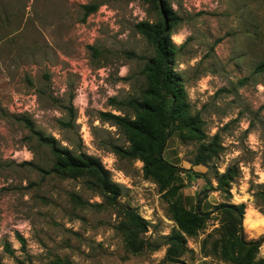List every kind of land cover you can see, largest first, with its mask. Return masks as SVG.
I'll list each match as a JSON object with an SVG mask.
<instances>
[{
	"label": "rangeland",
	"instance_id": "374dc122",
	"mask_svg": "<svg viewBox=\"0 0 264 264\" xmlns=\"http://www.w3.org/2000/svg\"><path fill=\"white\" fill-rule=\"evenodd\" d=\"M161 1L0 0V264H171L173 232L186 238V264H235L228 246L214 250L225 218L206 214L220 203L255 216L257 230L242 220L245 241L264 235V0ZM163 5L177 19L167 23L175 106L193 124L169 128L162 159L172 169L146 175L115 150L129 143L101 115L147 116L156 47L135 26L164 22ZM35 133L98 160L120 196L111 202L90 174L57 166ZM201 147L210 152L195 166ZM225 172L229 195L217 190ZM127 209L147 222L137 254L120 231ZM187 213L201 220L190 234L180 226ZM245 255L243 264H264V243Z\"/></svg>",
	"mask_w": 264,
	"mask_h": 264
},
{
	"label": "trees",
	"instance_id": "16d2710c",
	"mask_svg": "<svg viewBox=\"0 0 264 264\" xmlns=\"http://www.w3.org/2000/svg\"><path fill=\"white\" fill-rule=\"evenodd\" d=\"M161 2L163 3L164 1L162 0ZM161 13L164 22L158 24L140 22L135 26V29L152 40L156 47V56L150 62L148 75L150 80L157 85L158 92L155 93L156 98L145 101L141 105L147 116L141 119L129 120L111 113L101 115L104 121L111 122L121 128L129 143L128 151H122L118 148H115V150L133 159H140L145 165L144 171L146 175L150 174L154 165L163 169H172V166L162 159L167 140L172 132L169 128L176 122H179L182 128L189 129L193 124L191 120H187L184 117L185 104L181 103L175 106V102L181 99L182 91L178 84L179 77L172 71L176 46L171 41V26H168L167 23L169 21L173 24L177 19L173 16L172 11L164 5ZM258 68H264V65H260ZM35 135L40 142L49 146L52 153L58 158L57 166L90 174L95 179L98 188L111 202L116 201L120 196L119 187L111 182L109 174L103 169L98 160L85 154L72 155L67 150H60L53 138L43 137L36 133ZM209 152L210 149L207 147H201L194 165L198 166L205 162ZM231 182V175L225 172L217 179L219 188L217 190L229 195ZM259 195L264 201V190ZM213 213H219L225 218L221 227V239L217 240L214 245L215 251L218 249L224 252L228 246L230 250L235 252V264H243L240 260L245 253L246 259L251 252L256 254L258 248L264 243V235L256 240H244L242 228V220L245 215L244 204L220 203L206 215ZM123 217L124 221L120 225V231L124 235L126 249L133 254H137L146 246V241L142 239V236L147 232V222L130 209L123 211ZM197 222H201L198 216L187 213L185 220L180 224L182 231L190 234L192 230L190 227L196 226ZM166 246L165 260L167 262L171 264H186L182 259L187 252L186 238L182 233H171L166 238ZM6 250L8 251V248ZM53 264L61 263L56 262ZM254 264H262V261Z\"/></svg>",
	"mask_w": 264,
	"mask_h": 264
},
{
	"label": "bare ground",
	"instance_id": "6f19581e",
	"mask_svg": "<svg viewBox=\"0 0 264 264\" xmlns=\"http://www.w3.org/2000/svg\"><path fill=\"white\" fill-rule=\"evenodd\" d=\"M255 216H253L252 214H246L244 219H243V225L244 226H249L251 227L253 230H257L260 227V224L257 223V221H255L254 219Z\"/></svg>",
	"mask_w": 264,
	"mask_h": 264
},
{
	"label": "crops",
	"instance_id": "0c3cea01",
	"mask_svg": "<svg viewBox=\"0 0 264 264\" xmlns=\"http://www.w3.org/2000/svg\"><path fill=\"white\" fill-rule=\"evenodd\" d=\"M208 200V199H207ZM207 203H208V205L210 204V205H213L212 203H210L209 201H206Z\"/></svg>",
	"mask_w": 264,
	"mask_h": 264
}]
</instances>
